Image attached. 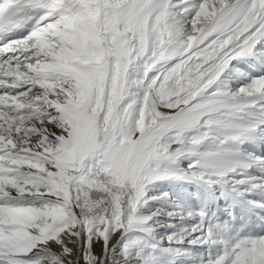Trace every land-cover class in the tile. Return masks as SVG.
Instances as JSON below:
<instances>
[{
  "label": "snow or ice",
  "instance_id": "6c2138e0",
  "mask_svg": "<svg viewBox=\"0 0 264 264\" xmlns=\"http://www.w3.org/2000/svg\"><path fill=\"white\" fill-rule=\"evenodd\" d=\"M0 264H264V0H0Z\"/></svg>",
  "mask_w": 264,
  "mask_h": 264
}]
</instances>
